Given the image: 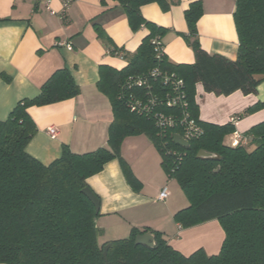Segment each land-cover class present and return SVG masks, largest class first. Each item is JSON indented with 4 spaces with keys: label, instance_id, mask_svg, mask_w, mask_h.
Instances as JSON below:
<instances>
[{
    "label": "trees",
    "instance_id": "16d2710c",
    "mask_svg": "<svg viewBox=\"0 0 264 264\" xmlns=\"http://www.w3.org/2000/svg\"><path fill=\"white\" fill-rule=\"evenodd\" d=\"M123 9L132 32L144 28L134 55L121 70L99 67L97 89L110 102L113 121L108 129L107 148L74 154L62 147L59 159L48 166L26 154L36 126L27 110L74 99L79 87L67 69L55 71L41 86L39 94L24 99L0 121V264H264V122L251 128L249 142L255 149L226 144L235 133L234 124L215 125L199 119L196 85L205 93L228 96L236 91L255 94L264 81V0H234L233 20L238 39L234 61L208 54L199 44L196 24L202 16L201 0H193L184 12L188 34L183 35L194 53L193 64L174 65L164 53L158 56L153 40L166 29L145 20L140 8L157 4L167 12L178 0H114ZM98 37L107 36L95 25ZM163 45V44H162ZM108 54L126 58L122 50L108 47ZM173 73L183 81L187 111L202 134L188 141L189 147L175 145L173 136L182 128L160 131L152 116H139L128 109L129 97H163L170 88L159 77L149 78V88H128L153 69ZM256 104L244 115L261 108ZM180 116V111L155 109ZM241 116L235 117L236 119ZM145 135L161 158L167 179L174 180L188 201L173 219L181 229L217 221L224 233L220 251L207 255L199 249L184 256L173 249L163 235L148 229H132L124 239L99 243L93 204L81 193L86 180L102 171L112 160L119 162L126 182L134 191L140 182L120 156L124 138ZM199 151L212 158H196ZM154 236L152 248L135 245L137 235ZM110 244L107 258L103 248Z\"/></svg>",
    "mask_w": 264,
    "mask_h": 264
},
{
    "label": "crops",
    "instance_id": "0c3cea01",
    "mask_svg": "<svg viewBox=\"0 0 264 264\" xmlns=\"http://www.w3.org/2000/svg\"><path fill=\"white\" fill-rule=\"evenodd\" d=\"M192 1L178 0L167 12L157 4L140 8L145 20L166 29L161 39L163 51L174 65L194 63V53L183 37L188 34L184 12ZM201 2L203 13L196 24L201 49L234 61L238 48L234 0ZM95 25L109 44L98 37ZM147 35L144 28L130 30L123 9L114 0H0V121L6 120L21 100L35 98L46 80L65 68L80 94L27 110L37 131L26 146V154L48 166L60 158L63 146L78 155L107 148L113 113L109 100L96 86L99 67L123 69ZM108 47L122 50L126 58L109 55ZM196 104L202 122L225 125L241 116L233 123L235 133L225 139L230 145L235 135L248 138L251 128L264 122V81L255 94L236 91L228 96L205 93L197 84ZM256 104L263 106L244 115ZM50 127L57 129L55 138L46 134ZM244 146L248 151L255 149L249 140ZM120 156L141 187L138 191L130 187L117 160L106 163L101 172L86 180L100 201L96 218L99 243L127 238L132 229H148L161 233L184 256L199 249L209 256L218 254L224 233L217 221L188 229L174 222V215L188 206L176 184L165 202L157 201L160 190L175 181L164 174L150 139L145 135L124 138Z\"/></svg>",
    "mask_w": 264,
    "mask_h": 264
},
{
    "label": "built area",
    "instance_id": "2783aa9c",
    "mask_svg": "<svg viewBox=\"0 0 264 264\" xmlns=\"http://www.w3.org/2000/svg\"><path fill=\"white\" fill-rule=\"evenodd\" d=\"M68 4V2L64 4V7H66ZM50 13L54 14L52 11H50ZM152 43L155 46L156 54L158 56L162 55L164 51L160 39H155ZM58 45L62 46L63 44L59 43ZM155 77H159L163 84L170 88V91L160 98L150 96L144 97L143 99H138L134 96H130L129 103L127 105L130 112H133L139 116H152L156 127L160 131L171 130L177 126L181 127L183 131V136H181V138L186 142L199 137L202 134V129L200 126H198L197 122L191 118L188 111L186 110L187 104L184 101L183 81L177 78L175 74L164 73L155 68L148 74V76L134 80L129 84L128 88L147 89L149 88L148 79ZM164 107L170 110L178 109L180 111V116L176 117L173 114H165L164 112L155 110ZM234 121L235 118H232L231 123H234ZM46 134L51 138H55L57 135V129L55 127H50L47 129ZM247 141V138L235 135L230 145L233 147L238 145L244 146ZM168 197L169 190L167 187H163L157 196V201L165 202Z\"/></svg>",
    "mask_w": 264,
    "mask_h": 264
},
{
    "label": "water",
    "instance_id": "95a60500",
    "mask_svg": "<svg viewBox=\"0 0 264 264\" xmlns=\"http://www.w3.org/2000/svg\"><path fill=\"white\" fill-rule=\"evenodd\" d=\"M173 142L175 145L181 146L183 148H188L189 144L186 142L184 139L181 138L180 135L175 134L173 136ZM213 155L210 153H207L205 151H199L198 154L196 155V158H212ZM81 193L93 204L96 213L99 212L100 208V201L99 198L92 192L90 188H84ZM135 245H141V246H146L149 248H152L154 246V236L150 233H144L137 235L134 240ZM110 247V244H107L103 248V257L104 259L107 258V251Z\"/></svg>",
    "mask_w": 264,
    "mask_h": 264
},
{
    "label": "rangeland",
    "instance_id": "374dc122",
    "mask_svg": "<svg viewBox=\"0 0 264 264\" xmlns=\"http://www.w3.org/2000/svg\"><path fill=\"white\" fill-rule=\"evenodd\" d=\"M169 183H170V182H169ZM169 183H168V184H169ZM174 184H176V186H178L176 182H171V185L167 186V187H168V190H169V193L172 191V187H171V186H174ZM178 189H179L178 194H179L180 196L184 197V195H183L182 191L180 190L179 186H178Z\"/></svg>",
    "mask_w": 264,
    "mask_h": 264
}]
</instances>
